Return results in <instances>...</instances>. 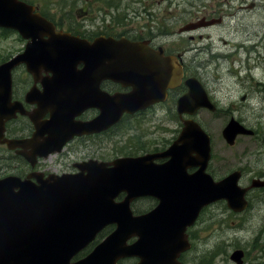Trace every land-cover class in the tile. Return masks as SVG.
<instances>
[{"label":"water","instance_id":"water-1","mask_svg":"<svg viewBox=\"0 0 264 264\" xmlns=\"http://www.w3.org/2000/svg\"><path fill=\"white\" fill-rule=\"evenodd\" d=\"M0 27L31 39L21 54L0 65V144L10 150L19 148L17 153L32 166L38 157L60 152L74 136L101 133L117 124L124 113L132 115L165 101L168 89L175 88L183 76L176 57L157 58L139 43L110 39L104 41L110 53L94 51L86 41L56 33L50 22L19 0H0ZM79 63L85 65L83 73L75 72L74 65ZM22 64L34 78V86L25 95L26 103L38 107L31 114L22 102L12 100V72ZM43 70L54 76L42 78ZM105 79L126 80L133 90L109 95L99 88ZM185 84L188 90L177 102L180 117L195 116L203 108L216 110L197 78ZM89 107L100 110L94 120L77 123L73 133L58 141H40L42 110L50 109V125L62 127ZM18 113L28 115L34 124L32 139L5 138L6 123ZM183 122L178 139L161 154L121 157L108 163L89 160L76 164L80 170L76 174L44 178L33 173L24 180L1 179L0 264H72L74 255L108 225H115V230L75 264H116L130 257L140 258L138 264H179L180 254L190 248L185 231L204 207L224 200L231 211L242 213L248 208V191L264 188L262 179H253L249 187L240 186V171L216 182L206 172L210 136L193 119ZM252 134L234 118L222 132L229 146L235 145L238 136ZM157 158L170 160L156 166ZM193 167L197 170L189 173ZM120 193L126 197L117 202ZM146 196L157 199V207L134 215L131 203ZM132 238L137 240L128 244ZM243 258L242 250L231 255L236 264H244Z\"/></svg>","mask_w":264,"mask_h":264},{"label":"rangeland","instance_id":"rangeland-1","mask_svg":"<svg viewBox=\"0 0 264 264\" xmlns=\"http://www.w3.org/2000/svg\"><path fill=\"white\" fill-rule=\"evenodd\" d=\"M57 1L54 13L58 12L51 15L65 23H127L138 25L146 33L151 32V26L177 32L176 26L185 25L193 15L206 14L204 25L197 31L186 28L184 32L189 35L181 37L182 42L172 40L173 44L190 48V72L217 107L215 113L200 109L193 119L211 135L212 171L217 180L237 170L243 173L241 186H249L253 179L264 180V0H136L137 5L134 0H104L103 10H90L91 14L76 11L74 3L78 0ZM79 2L78 6L84 5V0ZM150 2L151 6L144 7ZM135 11L141 14L135 16ZM24 49L25 42L18 33L0 29V64ZM32 80L25 66L15 68L13 85L17 99L29 91ZM170 105L126 119L104 136L71 144L64 152L45 159L39 171L61 175L82 160L112 161L169 146L183 128ZM232 118L249 130L255 129L257 135H241L234 146H229L222 131ZM26 125L22 120L17 127L23 130ZM23 172L27 168L22 160L0 147V177ZM248 200L249 207L243 213H234L223 201L204 209L192 251L184 257L186 264H236L231 260L235 250L244 252V264H264V189L252 190ZM142 201L140 205L135 202L133 208L144 212L153 207L152 202Z\"/></svg>","mask_w":264,"mask_h":264},{"label":"flooded vegetation","instance_id":"flooded-vegetation-1","mask_svg":"<svg viewBox=\"0 0 264 264\" xmlns=\"http://www.w3.org/2000/svg\"><path fill=\"white\" fill-rule=\"evenodd\" d=\"M25 3L33 6L37 12H39L41 15H43L46 19H48L56 28L58 32H66L69 33L71 36L76 37L82 41H86L89 45H93V50L94 51H103L105 52L106 50L110 53V49L105 48L104 41L112 38L115 41H122V40H128L130 43H139L140 45L143 46L144 51H149L151 50L152 52L156 53L155 57L157 58H162V57H176L178 62L180 63L182 70H183V76L180 81V83L172 89L168 90V95L166 97V100L162 103L155 104L151 108H157L161 105H167L171 104L170 106L176 110L177 108V101L178 99L186 92L187 87L185 85V81L190 78V77H195L193 73L190 72V59H189V53H190V48H186L183 45L180 44H173V39H176L178 42H182L181 37H185L189 35V33H185L184 31L186 28L198 30L197 28L200 27L201 25H204L205 20L207 19L206 14L203 16H198V15H193L185 25H182L180 27H177V32H169L167 28H155L151 26V32L146 33L142 28H138V25L135 26H128V25H134V24H127V23H121V24H110L106 23L104 21H100L97 24L95 22H74V23H65L63 20H59L57 17L53 18L51 14H57L58 10L54 13V11L58 8L59 2L57 0H23ZM104 0H84V5L78 6L80 3L79 0L78 2L76 1L74 5L76 6L75 9L76 11H79L83 14H91L90 10L93 11H101L104 8L105 3H103ZM135 5L138 4L136 0ZM173 2V1H172ZM81 4V3H80ZM151 6L152 3L150 4H144V7ZM174 5V2H173ZM122 6V3H119V7ZM129 6V4H128ZM130 7V6H129ZM142 6V8H144ZM150 8V7H149ZM148 8V9H149ZM147 9V10H148ZM151 9V8H150ZM138 11H135L134 14L137 16ZM141 14V13H138ZM127 20V19H126ZM219 24H222V19ZM127 24L122 28V25ZM168 25V24H167ZM128 26V27H127ZM191 40L194 39V37L188 36ZM202 37V36H201ZM44 40L48 39V36L43 35ZM23 40V39H22ZM24 41V40H23ZM97 41H100L102 44L101 45H96ZM172 41V42H171ZM26 44V41H24ZM79 45V44H78ZM79 50L80 48L77 47ZM107 54V53H106ZM105 55V54H104ZM76 73H80L84 69V64L79 63L74 65ZM42 78H50L54 76V72L49 71V70H43L41 71ZM32 77V76H31ZM33 79V78H32ZM34 83V80H32V85ZM39 87H41L40 84H38ZM100 89L104 91L105 93L109 95H116V94H127L130 93L133 90V86H130L129 83L126 80H122L120 82L113 81L111 79H106L103 80L100 83ZM14 100H18L17 98L14 97ZM24 101V96L22 100ZM37 105H31V104H25V109L28 111V113H33L37 110ZM150 108V109H151ZM99 114V110L97 108H86L81 111L76 117H74V120L71 118H68V120L63 124V126H57V125H50L48 121L50 120L51 117V111L50 109H44L42 110L41 113V120L43 122L42 127H41V134L39 135L40 141H47L49 142L50 140L56 139L57 138H63L65 135H68L70 133L74 132V127L77 125V123H88L92 120H94ZM136 116V115H135ZM132 118L134 116H129V115H123L122 121L110 129H108L105 132L99 133V134H90V135H82V136H74L63 148V151L67 149L71 144L79 142V141H86L88 139H92L95 137H100L108 134L115 128H117L123 121L126 120V118ZM26 121L27 125L24 126L23 130H21L19 127H17V124L20 123V121ZM178 121L182 124L183 126V118L178 117ZM75 125V126H74ZM76 129V128H75ZM251 130V129H250ZM253 134L251 135L252 137H255L257 135V131L255 129L251 130ZM14 132H17L19 135L17 136L14 134ZM36 133V129L34 124L32 123L31 119L29 116H21L18 115L15 119L10 121L7 124V130H6V137L10 139H31L34 134ZM211 136V135H210ZM212 139V138H211ZM58 141V140H57ZM212 142V140H211ZM170 145V144H169ZM1 148H6L5 145H0ZM167 147H158V149L154 151H147L143 152L142 155H145V153H160L163 152ZM32 147H29L27 149L28 152L32 151ZM13 155L19 159L22 160L27 168V175L34 171L40 172L44 165L43 162L45 159L43 158H38V161L36 163V166L32 168L26 161H24L21 156L16 154L15 151H11ZM140 155V156H142ZM89 160V159H88ZM214 160V155H213V146H212V155L209 163V172L210 174L216 179L213 171H212V163ZM82 160L81 162H83ZM168 161V158H160L156 159L154 163L156 165H162ZM78 162L73 163L72 169L69 173H76L77 169L75 165ZM40 170V171H39ZM196 169H190L188 172L193 173L195 172ZM43 173V171H42ZM45 175H48L44 172ZM217 180V179H216ZM139 200H151L152 206L155 207L158 202L156 199L152 197H144L140 198ZM198 224V221L192 226L188 227L186 234L189 239V241L192 244V239L194 238L196 232V226ZM99 239L95 242L96 244L94 247L98 244ZM193 245V244H192ZM185 254L183 253L179 257V262L180 264H186L185 261ZM141 259L140 258H128V259H123L118 261L117 264H137L139 263Z\"/></svg>","mask_w":264,"mask_h":264},{"label":"bare ground","instance_id":"bare-ground-1","mask_svg":"<svg viewBox=\"0 0 264 264\" xmlns=\"http://www.w3.org/2000/svg\"><path fill=\"white\" fill-rule=\"evenodd\" d=\"M135 202H136L137 204H139V205H140V204H141V202H143V201H134V203H135ZM151 207H152V206H151Z\"/></svg>","mask_w":264,"mask_h":264},{"label":"trees","instance_id":"trees-1","mask_svg":"<svg viewBox=\"0 0 264 264\" xmlns=\"http://www.w3.org/2000/svg\"><path fill=\"white\" fill-rule=\"evenodd\" d=\"M3 31H5V30H3ZM145 148H142L141 150H144ZM131 154H133V153H131ZM152 206V205H151Z\"/></svg>","mask_w":264,"mask_h":264}]
</instances>
